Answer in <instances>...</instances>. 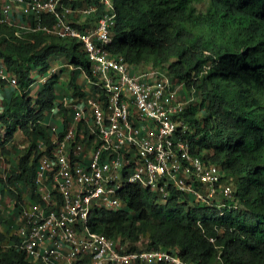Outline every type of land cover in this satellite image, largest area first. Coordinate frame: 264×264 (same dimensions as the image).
Here are the masks:
<instances>
[{"label":"trees","instance_id":"obj_1","mask_svg":"<svg viewBox=\"0 0 264 264\" xmlns=\"http://www.w3.org/2000/svg\"><path fill=\"white\" fill-rule=\"evenodd\" d=\"M112 1L116 20L109 50L134 70L164 71L183 84V97L195 95L182 114L188 129L180 127L178 136L205 163L225 172L223 180L233 183L234 206L221 213L218 198L206 206L174 188L161 201L151 190L132 185L121 193L122 210L93 209L90 230L114 239L125 252L177 248L194 264H264V0ZM205 1L208 8L199 11L195 4ZM59 58L90 72L77 42L44 33L20 39L13 28L0 24V68L18 83L0 109V164L10 163L17 134L29 143L10 175L0 166V196L7 198L8 191L20 212L25 196L39 201L36 168L44 154H52L48 122L66 94L60 83L65 70L49 75L35 95L32 87ZM74 80L72 72L68 88L80 95ZM59 108L62 132L71 116ZM2 207L0 264H34L19 247L16 232L11 233L16 222L10 209Z\"/></svg>","mask_w":264,"mask_h":264},{"label":"built area","instance_id":"obj_2","mask_svg":"<svg viewBox=\"0 0 264 264\" xmlns=\"http://www.w3.org/2000/svg\"><path fill=\"white\" fill-rule=\"evenodd\" d=\"M115 20L112 0H0V24L13 28L17 38L44 33L74 41L90 62L89 73L77 68L87 89L66 93L50 114L58 121L48 122L52 154H44L36 168L39 201L26 203L16 223L19 247L34 264H194L177 248L125 252L114 239L90 230L93 209L122 210L121 193L132 185L161 201L174 188L206 206L218 198L221 213L234 206L225 172L178 136L180 127L188 129L182 114L195 95L183 97V84L164 71L134 70L113 54ZM57 71L52 67L37 83ZM1 82L18 85L4 68ZM59 107L71 116L62 132ZM39 148L46 149L44 141Z\"/></svg>","mask_w":264,"mask_h":264},{"label":"crops","instance_id":"obj_3","mask_svg":"<svg viewBox=\"0 0 264 264\" xmlns=\"http://www.w3.org/2000/svg\"><path fill=\"white\" fill-rule=\"evenodd\" d=\"M66 63H68V62H66ZM54 66L53 67H56L57 68V70L58 71H60L61 69H64L65 70V72L63 73V75L61 76V85H62V87L64 86L65 87V92L67 93V95H68V93L69 92H72L73 93V91L71 90V88H68V80L71 78L70 77V75H72V72H73V75L75 74V80H74V82H75V84L78 86V88H79V90H86L87 88V86H86V80L84 79V77L82 76V72L79 70V69H77V68H71V66L69 65H66V64H61L60 62H58V60L57 61H55L54 62ZM67 68V69H66ZM69 68H71V70L69 69ZM70 70V71H69ZM57 71V72H58ZM66 76V79L65 80H63V78ZM36 87V88H35ZM41 87H42V83H40L39 85H33V87H32V94H36L40 89H41ZM11 88L12 87H10V86H6V87H4V88H2V87H0V102L3 104L4 103V99H5V97L6 96H8V94L10 93V91H11ZM36 89V90H35ZM64 92V93H65ZM0 103V104H1ZM2 104L0 105V107H2ZM1 109V108H0ZM56 116H57V118H58V114H56ZM50 119L52 118V117H49ZM54 120H55V122L56 121H58L57 119H55L54 118ZM20 135H22L21 133H19V134H17V136L16 137H20ZM28 146H29V143L27 142V140H25V138L23 137V135H22V144L20 145H17V147H16V145H14V143H12L11 145H10V148L13 150V154H12V156H11V158H10V162H11V165H13V163L16 161V158L18 157V155L24 150H27V148H28ZM1 162H2V160H1ZM25 199H24V206L26 205V203H28L29 201H32V199H31V197H29V196H25L24 197ZM23 206V207H24ZM20 214H21V212H20ZM16 223H17V221H15Z\"/></svg>","mask_w":264,"mask_h":264},{"label":"rangeland","instance_id":"obj_4","mask_svg":"<svg viewBox=\"0 0 264 264\" xmlns=\"http://www.w3.org/2000/svg\"><path fill=\"white\" fill-rule=\"evenodd\" d=\"M195 6L197 7V9L199 10V11H203V12H205L206 11V9L208 8V1H205V2H202V3H200V4H195ZM58 62H60L61 64H66V65H69L68 63H66L67 61L64 59H61V58H59L58 59ZM67 69V68H66ZM70 70H71V68H69ZM69 70V71H70ZM72 75H70V77H71ZM66 79V76L63 78V80H65ZM40 83H37L36 85H39ZM36 88V87H35ZM36 90V89H35ZM1 103V102H0ZM2 104V103H1ZM0 104V105H1ZM0 108H2V107H0ZM54 118L52 117L51 118V120H53ZM26 140V139H25ZM13 143H14V145H16V147H17V145H21L22 144V135H20V137H16L15 139H14V141H13ZM0 166H1V169H2V172H3V174H5L6 176H8V175H10V170H11V168H13V165H11V162L10 163H7L6 161H3L2 160V162H1V164H0ZM6 196H7V198H5V197H3V198H1V196H0V210L3 208L2 207V205L4 206V207H8L9 209H10V216L12 217V219H13V222H15V221H17V220H19V218H20V211H19V209H17L16 207H15V205H14V201H10L11 199L9 198L10 197V194H9V192L8 191H6ZM10 199V200H9ZM17 227V226H16ZM2 230L4 231V232H6L8 229H7V227H2ZM15 232H16V229H13L12 228V232L11 233H13V234H15ZM10 233V232H9Z\"/></svg>","mask_w":264,"mask_h":264}]
</instances>
